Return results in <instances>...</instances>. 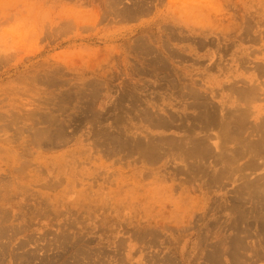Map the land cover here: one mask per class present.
I'll return each instance as SVG.
<instances>
[{
	"label": "rangeland",
	"instance_id": "374dc122",
	"mask_svg": "<svg viewBox=\"0 0 264 264\" xmlns=\"http://www.w3.org/2000/svg\"><path fill=\"white\" fill-rule=\"evenodd\" d=\"M259 110L264 0H0V264H264Z\"/></svg>",
	"mask_w": 264,
	"mask_h": 264
},
{
	"label": "bare ground",
	"instance_id": "6f19581e",
	"mask_svg": "<svg viewBox=\"0 0 264 264\" xmlns=\"http://www.w3.org/2000/svg\"><path fill=\"white\" fill-rule=\"evenodd\" d=\"M249 91H246V89L245 90H239V91H236L237 92V94H238V98H240L241 100L242 99H244V101H246V100H248L249 98H252V97H254V98H256L255 97V93H254V88L253 87H250V89H248ZM234 92H235V89H234ZM256 92H257V90H256ZM258 94V93H257ZM195 99H197L196 97H195ZM239 99V100H240ZM256 99H258V98H256ZM201 105H203L204 106V104L202 103ZM249 112V111H248ZM262 112H264V110H259V113H257L258 115L260 114V113H262ZM216 112L215 111H211V109L209 108V109H205L204 110V113L201 115V118H202V116H203V122H204V120H205V123L207 124V127H208V125L210 126V125H214V124H216V122L218 121V120H216V114H215ZM230 114V113H229ZM228 114V115H229ZM247 112H237L236 114L234 113V114H230V115H232V116H230V117H228V115H227V117L225 116V118H223V119H221V120H223L222 121V125L223 126H221V124H220V126L221 127H223V128H225V127H227V129H232V132L234 133V135L236 136L237 134L236 133H238L239 135L242 133H244L243 131H245V127H246V119L248 120V118H249V116L247 117ZM249 115V114H248ZM258 115H256L257 117H258ZM200 118V117H199ZM198 117H197V119H199ZM227 118H229L228 120H229V122H227ZM232 118H234L233 120H235L233 123L232 122H230L231 120L230 119H232ZM218 119V118H217ZM216 120V121H215ZM201 121V120H200ZM260 122H262V121H260ZM202 124V123H201ZM206 124H204L205 125V127H206ZM219 124V123H218ZM203 125V124H202ZM211 126V127H212ZM215 126H217V125H215ZM261 127H257V128H255V130H257V132L256 133H259L260 134V141H261V143H260V145L261 146H263L264 147V126H263V124L262 125H260ZM203 128H204V126H202ZM248 127V126H247ZM246 127V129H248ZM263 127V128H262ZM203 128H201L202 130H203ZM209 128V127H208ZM215 127L213 126V129H214ZM218 128H219V126H218ZM222 132H224V131H222ZM231 132V131H230ZM231 135V134H230ZM229 135V136H230ZM244 135V134H243ZM258 135V134H257ZM231 137H233L232 135H231ZM258 137V136H257ZM228 138V137H227ZM231 140V139H230ZM204 141V140H203ZM240 141H243L242 139L240 140ZM195 143V142H194ZM193 143V144H194ZM199 144V143H202L201 142V140H200V142H196V144ZM256 143V142H255ZM258 143V144H259ZM203 144H204V142H203ZM203 144H201V146H199V145H195L194 144V147L193 148H195V146H196V148L199 146V149L200 148H202L203 147ZM206 144V143H205ZM248 144V143H247ZM247 144H245L246 146V148H251V146L250 147H247ZM251 144V143H250ZM249 144V145H250ZM258 144L256 145H254L255 147H257L258 146ZM243 145V144H242ZM252 145V144H251ZM205 146V148L207 147L206 145H204ZM220 146V145H219ZM218 146V147H219ZM195 148V149H196ZM220 148V147H219ZM252 148H253V146H252ZM198 149V148H197ZM198 149V150H199ZM197 150V153L198 154H200V152H201V150H199L198 151ZM207 150V149H206ZM252 150V149H251ZM253 150H254V148H253ZM252 150V151H253ZM256 150V149H255ZM263 150V149H262ZM192 151H194V149L192 150ZM194 152H196V151H194ZM254 152V151H253ZM264 153V152H263ZM197 154V155H198ZM209 154V153H208ZM226 154V153H225ZM257 154V153H256ZM195 154H193V156H194ZM202 157H204V153H202ZM261 155V154H260ZM206 156V155H205ZM195 157V156H194ZM193 157V158H194ZM205 158V157H204ZM198 159H199V156H198ZM237 159H238V157H237ZM226 160V159H225ZM229 161V160H228ZM232 163V162H231ZM252 166V165H251ZM255 187H256V184H255ZM256 188H259L258 186L256 187ZM256 188H255V190H256ZM262 201H263V198H262Z\"/></svg>",
	"mask_w": 264,
	"mask_h": 264
}]
</instances>
